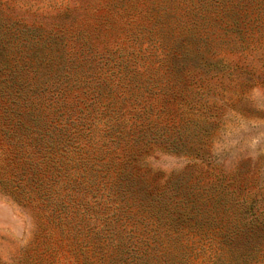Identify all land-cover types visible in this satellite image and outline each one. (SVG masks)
I'll use <instances>...</instances> for the list:
<instances>
[{
	"label": "rangeland",
	"instance_id": "374dc122",
	"mask_svg": "<svg viewBox=\"0 0 264 264\" xmlns=\"http://www.w3.org/2000/svg\"><path fill=\"white\" fill-rule=\"evenodd\" d=\"M0 264H264V0H0Z\"/></svg>",
	"mask_w": 264,
	"mask_h": 264
}]
</instances>
